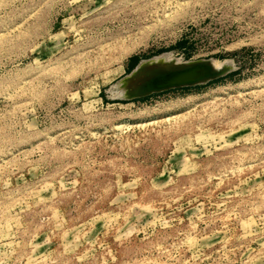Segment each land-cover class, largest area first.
Returning <instances> with one entry per match:
<instances>
[{"label": "rangeland", "instance_id": "rangeland-1", "mask_svg": "<svg viewBox=\"0 0 264 264\" xmlns=\"http://www.w3.org/2000/svg\"><path fill=\"white\" fill-rule=\"evenodd\" d=\"M0 264H264V0H0Z\"/></svg>", "mask_w": 264, "mask_h": 264}, {"label": "water", "instance_id": "water-1", "mask_svg": "<svg viewBox=\"0 0 264 264\" xmlns=\"http://www.w3.org/2000/svg\"><path fill=\"white\" fill-rule=\"evenodd\" d=\"M232 68L224 64L216 70L210 65V60L199 59L181 61L177 59H161L152 56L140 59L131 71L116 80L111 89L119 98H135L150 94L154 91L170 87L191 85L207 81ZM188 72L184 75L183 72ZM180 73L173 79H159L158 75Z\"/></svg>", "mask_w": 264, "mask_h": 264}, {"label": "bare ground", "instance_id": "bare-ground-1", "mask_svg": "<svg viewBox=\"0 0 264 264\" xmlns=\"http://www.w3.org/2000/svg\"><path fill=\"white\" fill-rule=\"evenodd\" d=\"M156 57L161 58V59H176L174 57H172V54L170 52H164L161 53L160 55H156ZM178 60V59H177ZM224 64H232L231 60H210V65L211 67H213L214 69L218 70L220 69V67H222ZM180 74V73H177ZM176 73H166L164 75H158L159 79H165V78H169V79H173L175 76H177ZM184 75L188 74V72H183Z\"/></svg>", "mask_w": 264, "mask_h": 264}, {"label": "trees", "instance_id": "trees-1", "mask_svg": "<svg viewBox=\"0 0 264 264\" xmlns=\"http://www.w3.org/2000/svg\"><path fill=\"white\" fill-rule=\"evenodd\" d=\"M132 59L135 61V64H134V65H136V64H137V61H138V57H137V56H133ZM134 65H133V66H134ZM133 66H132V67H133Z\"/></svg>", "mask_w": 264, "mask_h": 264}]
</instances>
